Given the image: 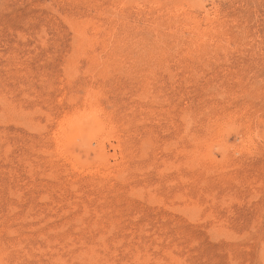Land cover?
<instances>
[{"label": "rangeland", "instance_id": "1", "mask_svg": "<svg viewBox=\"0 0 264 264\" xmlns=\"http://www.w3.org/2000/svg\"><path fill=\"white\" fill-rule=\"evenodd\" d=\"M0 264H264V0H0Z\"/></svg>", "mask_w": 264, "mask_h": 264}, {"label": "bare ground", "instance_id": "2", "mask_svg": "<svg viewBox=\"0 0 264 264\" xmlns=\"http://www.w3.org/2000/svg\"><path fill=\"white\" fill-rule=\"evenodd\" d=\"M91 37V36H90ZM96 52V51H95ZM89 97V96H88ZM92 100H88V102L86 101V106L87 108L88 107H92L93 103ZM91 103V104H90ZM85 104V103H84ZM95 107V105H94ZM77 111V110H76ZM85 111V110H84ZM98 112V113H97ZM96 113L92 114V115H88V114H85V113H82V115H79V117H69L70 119H68L67 121H64L62 124H61V127H60V133L58 134V138H57V144H58V149H61L63 151V148L64 146L67 145V142L72 138H74L75 135L77 134H80L84 129H89V133H93L95 130H97L98 132H101L102 129L104 126L102 125L103 124V120H99L101 119V116L103 115V113H101V111L97 110ZM81 114V113H80ZM83 120V122H82ZM92 120H96L95 121H92ZM98 120V121H97ZM86 123V124H85ZM85 132V131H84ZM94 134V133H93ZM81 135V134H80ZM91 135V134H90ZM55 137V136H54ZM56 142V141H55ZM62 147V148H61ZM103 146L100 145V149H102ZM59 152V151H58ZM56 151V153H58ZM65 152V151H64ZM62 152V154L64 153ZM69 153V152H68ZM61 154V153H60ZM65 155V154H64ZM61 156V155H60ZM66 156V155H65ZM62 157V156H61ZM64 159V158H63ZM71 160V159H69ZM67 159V161H69ZM66 161V160H65ZM74 166H75V163L74 161L72 160L71 161ZM70 163V162H69ZM72 164V165H73ZM72 167V166H71Z\"/></svg>", "mask_w": 264, "mask_h": 264}]
</instances>
